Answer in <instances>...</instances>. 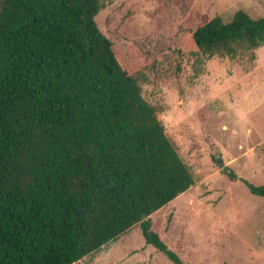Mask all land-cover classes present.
<instances>
[{"label": "trees", "instance_id": "1", "mask_svg": "<svg viewBox=\"0 0 264 264\" xmlns=\"http://www.w3.org/2000/svg\"><path fill=\"white\" fill-rule=\"evenodd\" d=\"M102 8L0 0V264H74L135 225L174 264H194L150 216L194 177L142 83L172 46L198 62L255 50L264 16L192 11L172 34L128 39L100 29ZM244 182L264 196V184Z\"/></svg>", "mask_w": 264, "mask_h": 264}, {"label": "rangeland", "instance_id": "2", "mask_svg": "<svg viewBox=\"0 0 264 264\" xmlns=\"http://www.w3.org/2000/svg\"><path fill=\"white\" fill-rule=\"evenodd\" d=\"M101 1L100 29L128 39L156 30L172 34L192 11L224 20L237 9L264 16V0ZM177 47L181 51L172 46L146 69L142 89L194 183L151 219L184 263L264 264V196L244 182L264 184V44L201 62ZM74 264L174 263L135 225Z\"/></svg>", "mask_w": 264, "mask_h": 264}, {"label": "water", "instance_id": "3", "mask_svg": "<svg viewBox=\"0 0 264 264\" xmlns=\"http://www.w3.org/2000/svg\"><path fill=\"white\" fill-rule=\"evenodd\" d=\"M218 164H219L220 166H222V165H223V162H222V161H219Z\"/></svg>", "mask_w": 264, "mask_h": 264}]
</instances>
